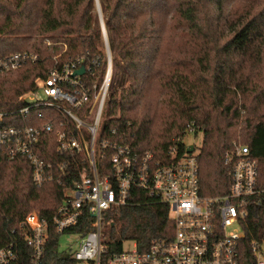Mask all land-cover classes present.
Segmentation results:
<instances>
[{"label": "trees", "instance_id": "trees-1", "mask_svg": "<svg viewBox=\"0 0 264 264\" xmlns=\"http://www.w3.org/2000/svg\"><path fill=\"white\" fill-rule=\"evenodd\" d=\"M99 6L106 39L96 0H0V38L18 44L20 38L56 31L76 36L64 43L66 54L70 59L84 55L91 69L88 85L104 79L107 58L102 49L107 42L114 76L103 129L124 130L127 143L140 153L159 152L194 122L197 134L203 136L199 165L206 196L228 193L231 178L225 157L240 141L257 161L264 188V0H198V7L192 0H99ZM234 17H245L238 25L246 39L238 45L228 33ZM27 49L23 51L46 60L50 56L42 42ZM23 51H0V55ZM94 61L98 66L92 65ZM47 63L43 72L52 68L53 63ZM41 68L22 71L17 81L6 80L15 74L0 78V111L12 112L23 93L16 83L34 86L36 79L46 77ZM70 187L37 188L25 159L0 158V247L28 214L52 216ZM242 231L241 263L256 264L250 246L264 245V196L248 208ZM102 233L116 255L128 242L147 249L172 234L173 225L164 204L140 195L131 207L107 211Z\"/></svg>", "mask_w": 264, "mask_h": 264}, {"label": "built area", "instance_id": "built-area-1", "mask_svg": "<svg viewBox=\"0 0 264 264\" xmlns=\"http://www.w3.org/2000/svg\"><path fill=\"white\" fill-rule=\"evenodd\" d=\"M48 60L35 53L0 56V78L41 62L43 72ZM85 64L82 56L43 72L46 77L35 80L12 112L0 111V158L25 159L37 188L71 185L52 216L32 212L12 230L0 247V264H242L240 229L250 205L264 196L250 149L237 147L226 155L228 193L206 196L199 148L188 143L198 135L194 122L168 148L138 152L124 130L103 129L112 60L101 84L88 85L91 69ZM83 67L85 73L76 75ZM54 155L58 160L46 159ZM140 195L169 209L173 233L145 250L128 242L132 250L112 255L102 233L104 215L131 207ZM250 252L256 264H264L263 244L252 243Z\"/></svg>", "mask_w": 264, "mask_h": 264}, {"label": "rangeland", "instance_id": "rangeland-1", "mask_svg": "<svg viewBox=\"0 0 264 264\" xmlns=\"http://www.w3.org/2000/svg\"><path fill=\"white\" fill-rule=\"evenodd\" d=\"M192 1L198 7V0H192ZM96 2H97V6H98L97 7L98 8V14L100 17L101 32H102L103 36H105V39H106L107 35H106L105 25H103L104 22L102 23L103 18L101 19L102 13H99V11H101L100 6H99V0H96ZM235 4L237 5V7H241L240 3H235ZM244 19H245V17H240V18L234 17V20H235L234 23L228 27V33L235 37V43L237 45L246 39V33L243 32L244 29L240 25H238L239 23H242ZM237 20H239V21L237 22ZM8 36H13V35H8ZM75 37L76 36H74V35H65V33H61L59 31H56V32L47 33V34H39V35H35V36L32 35L30 37H27V39L20 38V39H18V44L9 42V41H12L14 39H6V42H4L5 38H0V51L1 52H9V51L29 50V49H27L29 45H32L34 42H42L43 43V50L46 51V49H48V51H49L50 56H48V58L50 60V63L51 62L53 63L52 68H55V67L59 68L63 63H67L69 61L74 60L75 58L84 56V55L78 54V55H76L70 59V58H68V56L66 54L67 53V46L64 43H66L68 45V43L70 41H72ZM11 38H17V37L13 36ZM104 43H105V48L102 49V52L106 54L107 59L110 58L112 60V64H113L112 52L110 51V48H109V45L107 44V42L104 41ZM56 48H59L61 50L56 51ZM15 53L33 54L31 51H23V52H15ZM0 56H2V55H0ZM41 63H43V62H41ZM50 63H47V64H50ZM39 65H40V63H39ZM28 67L20 69L19 71L11 72L10 74H15V75L7 78L6 80L11 78V80L17 81V79L20 78V75H17V74H20L22 71L23 72L27 71ZM113 69H114V66H113ZM261 74H263V71L261 72ZM7 75H9V74H7ZM7 75H5V76H7ZM113 76H114V72H113ZM262 78L264 80V77H262ZM112 79H113V77H112ZM40 82H41L40 80L37 81L38 84H40ZM15 88L17 90L19 89L21 92H23L22 94H20L18 96L17 101L15 103V105H16L19 102V98L21 96H23L25 93H28L31 90H33L34 86H32V85H19L18 83H16ZM15 88H14V90H15ZM192 103H194V101H192ZM22 104L24 105V103H22ZM116 120H117V118H113L112 121L116 122ZM118 120H119V118H118ZM233 131L235 133V137L237 138V140H240L241 136L235 132V128H233ZM202 142H203V136L201 134L197 135L196 139H194L193 141H192V139L188 140V143H195L198 148H202V146H203ZM242 146H245L242 144V141H240V143H236L234 145V147H242ZM240 232H242V229H240ZM124 249L125 250H132L133 245L131 243H126L124 246Z\"/></svg>", "mask_w": 264, "mask_h": 264}, {"label": "water", "instance_id": "water-1", "mask_svg": "<svg viewBox=\"0 0 264 264\" xmlns=\"http://www.w3.org/2000/svg\"><path fill=\"white\" fill-rule=\"evenodd\" d=\"M99 13H101V11H99ZM101 19H102V17H101ZM102 23H103V20H102ZM103 25H104V23H103ZM85 73V68L83 67V68H81V70H79L77 73H76V75H83ZM194 151V148L193 147H191L190 148V153H192Z\"/></svg>", "mask_w": 264, "mask_h": 264}]
</instances>
